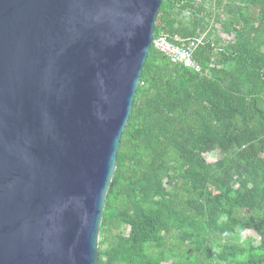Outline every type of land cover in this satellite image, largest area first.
Segmentation results:
<instances>
[{
  "label": "trees",
  "instance_id": "16d2710c",
  "mask_svg": "<svg viewBox=\"0 0 264 264\" xmlns=\"http://www.w3.org/2000/svg\"><path fill=\"white\" fill-rule=\"evenodd\" d=\"M155 38H201L202 72L153 46L99 264H264V0H164Z\"/></svg>",
  "mask_w": 264,
  "mask_h": 264
},
{
  "label": "water",
  "instance_id": "95a60500",
  "mask_svg": "<svg viewBox=\"0 0 264 264\" xmlns=\"http://www.w3.org/2000/svg\"><path fill=\"white\" fill-rule=\"evenodd\" d=\"M164 0H0V264H99Z\"/></svg>",
  "mask_w": 264,
  "mask_h": 264
},
{
  "label": "built area",
  "instance_id": "2783aa9c",
  "mask_svg": "<svg viewBox=\"0 0 264 264\" xmlns=\"http://www.w3.org/2000/svg\"><path fill=\"white\" fill-rule=\"evenodd\" d=\"M203 41L201 38L186 41L183 45H177L167 38L154 39L156 49L167 55L173 62L184 65L198 73L202 72L201 65L197 62L194 53Z\"/></svg>",
  "mask_w": 264,
  "mask_h": 264
},
{
  "label": "rangeland",
  "instance_id": "374dc122",
  "mask_svg": "<svg viewBox=\"0 0 264 264\" xmlns=\"http://www.w3.org/2000/svg\"><path fill=\"white\" fill-rule=\"evenodd\" d=\"M217 26L218 27H220V25L219 24H217ZM225 38H228V39H231L226 33H223L222 34ZM216 160V156L215 155H209L208 156V161L209 162H213V161H215ZM249 235H255L256 236V234L253 232V231H249V232H247Z\"/></svg>",
  "mask_w": 264,
  "mask_h": 264
}]
</instances>
